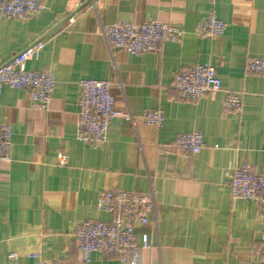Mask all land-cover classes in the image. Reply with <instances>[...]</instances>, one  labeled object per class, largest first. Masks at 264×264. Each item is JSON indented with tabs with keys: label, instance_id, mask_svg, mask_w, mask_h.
Listing matches in <instances>:
<instances>
[{
	"label": "crops",
	"instance_id": "1",
	"mask_svg": "<svg viewBox=\"0 0 264 264\" xmlns=\"http://www.w3.org/2000/svg\"><path fill=\"white\" fill-rule=\"evenodd\" d=\"M39 1L43 9L27 20L0 19V67L42 42L25 67L55 83L46 110L26 90L1 89L0 124L13 134L10 160L0 163V264H79L73 230L87 219L109 221L98 196L116 190L154 196V218L136 228L138 243L145 233L152 245L140 264H264L260 207L233 199L227 184L244 163L264 173V77L244 72L247 61L264 57V0H91L45 39L83 0ZM212 11L227 29L200 38ZM147 20L182 29L181 41L132 55L100 34L104 25ZM204 63L222 91L181 101L174 77ZM83 79L110 81L115 107L127 116L109 123L99 145L77 139ZM227 92L240 95V112L225 110ZM152 109L162 110V126L143 123ZM192 131L203 138L198 154L171 147ZM88 264L126 263L92 253Z\"/></svg>",
	"mask_w": 264,
	"mask_h": 264
},
{
	"label": "built area",
	"instance_id": "2",
	"mask_svg": "<svg viewBox=\"0 0 264 264\" xmlns=\"http://www.w3.org/2000/svg\"><path fill=\"white\" fill-rule=\"evenodd\" d=\"M43 9L39 0H0V19L27 20ZM227 29L215 13L206 18L198 27L200 38L222 36ZM100 34L109 48L122 49L132 55L157 52L165 42H179L182 29L156 20H147L140 25L116 22L104 25ZM43 48L38 42L31 48L13 56L0 67V93L3 87L27 91L29 102L39 110H46L54 91V80L45 71L27 70L25 63L37 58ZM246 74L264 77V57L254 58L245 63ZM110 81L83 79L79 81L80 98L76 121L77 139L93 145L104 143L109 123L116 118H126L118 111L111 95ZM174 88L183 102H195L201 97L221 92V82L210 63L197 64L183 70L174 77ZM227 111L240 112L242 102L238 93L227 92L223 102ZM143 123L160 127L164 122L161 109H152L143 114ZM12 126L0 124V163L10 160ZM174 150L196 155L204 148L202 135L192 131L179 135L172 143ZM58 163L64 165L66 156L58 154ZM233 199L258 203L264 216V173L255 172L246 163L234 168L227 182ZM98 207L110 215L106 222L87 219L73 230V239L80 255L79 264H88L90 255L117 256L126 264H140L142 252L151 249L147 234L137 241V226L148 225L155 216V201L152 193L139 191H104L98 196ZM261 252L264 255V230L261 237ZM38 264H60L55 261H39Z\"/></svg>",
	"mask_w": 264,
	"mask_h": 264
},
{
	"label": "water",
	"instance_id": "3",
	"mask_svg": "<svg viewBox=\"0 0 264 264\" xmlns=\"http://www.w3.org/2000/svg\"><path fill=\"white\" fill-rule=\"evenodd\" d=\"M91 0H83L82 5L73 13H71L67 18H65L63 21L59 22L55 27H53L42 39L48 38L53 36L55 33H57L59 30L62 29L64 23L68 21L76 12L84 8L86 5L90 3Z\"/></svg>",
	"mask_w": 264,
	"mask_h": 264
}]
</instances>
